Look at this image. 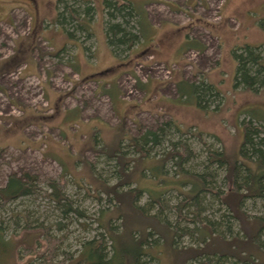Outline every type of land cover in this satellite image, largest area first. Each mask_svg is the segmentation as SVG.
<instances>
[{
    "label": "rangeland",
    "instance_id": "374dc122",
    "mask_svg": "<svg viewBox=\"0 0 264 264\" xmlns=\"http://www.w3.org/2000/svg\"><path fill=\"white\" fill-rule=\"evenodd\" d=\"M130 1L144 11L149 35L118 59L104 37L102 1L82 0L93 12L80 25L92 35L76 33L71 40L56 23V0H0V187L11 174L28 171L39 177L41 188L0 201V222L12 243L5 264L38 263L36 253L24 248L27 242L34 244L37 234L23 229L26 213L33 225L49 226L66 251L73 252L80 239L93 235L88 226L95 227L92 219L101 204L92 191L100 179L116 181L114 160L101 146L110 144L120 123L126 134L138 135L175 121L185 132L172 127L171 136L186 141L195 155L184 167L198 170L207 161V151L220 148V143L226 154L237 157L244 136L241 120L264 115V86L255 91L233 87L237 63L232 56L234 49L257 46L264 62V0ZM182 79L212 84L221 100L198 106L195 95H179L177 82ZM198 130L201 139L192 134ZM153 155L160 153L154 150ZM169 165L165 169L171 174ZM48 179L64 183L81 215L60 216L44 191ZM164 197L169 205L180 199L174 191ZM208 199L202 215L216 219L217 203ZM245 209L264 212L260 203L251 201ZM169 211L164 213L175 219ZM15 214L21 216L18 225L13 223ZM57 220L60 229L53 226ZM225 226L217 230L223 232ZM178 241L189 244L194 236Z\"/></svg>",
    "mask_w": 264,
    "mask_h": 264
},
{
    "label": "trees",
    "instance_id": "16d2710c",
    "mask_svg": "<svg viewBox=\"0 0 264 264\" xmlns=\"http://www.w3.org/2000/svg\"><path fill=\"white\" fill-rule=\"evenodd\" d=\"M100 1L108 49L118 59L123 53L126 57L132 47L147 41L149 30L144 27L148 25L150 29V25L144 11H137L130 0ZM54 8L56 23L67 39L72 40L76 33L92 35L90 28L80 25L81 19L93 12L88 2L56 0ZM232 56L237 63L233 87L241 85L255 91L258 85L264 86L259 47L245 45L234 49ZM177 91L181 96L195 95L198 106L203 108L205 103L222 98L212 84L202 79L196 83L182 79L177 82ZM120 124L110 144L101 146L107 158L114 160L116 181L107 184L95 178L101 183L92 196L101 206L92 219L95 227L88 226L94 230L91 237L80 239L73 252L66 251L60 246L61 238L51 234L49 226L38 222L33 225L35 221H30L29 213L23 216V229L37 232L34 244L24 245L36 253L37 264H264V212L245 209L247 201L264 208V115L249 114L241 120L244 136L237 157L226 154L219 137L212 135L221 146L207 151V161L198 170L184 167L195 155L186 141L171 136L172 127L175 132H185L175 121L146 128L138 135L126 134ZM200 133L198 130L192 134L200 137ZM91 141L95 143V136ZM154 150L159 157L152 156ZM166 164L172 166L171 174ZM39 180L28 171L20 176L11 174L0 187V201L6 203L40 191ZM43 182L47 198L54 202L61 217L81 215L74 200L65 193L64 183L55 179ZM170 191L180 199L169 205L164 196ZM143 197L146 202L141 201ZM208 198L217 203L213 211L216 219L202 215ZM165 209L172 211L175 219L167 217ZM20 217L15 214L13 223L18 225ZM54 222V227L62 228L61 222ZM222 223L227 225L223 232L217 230ZM5 226L1 220L0 264L6 263L12 249L10 239L4 236ZM187 234L194 236V241L179 244L178 240ZM60 254L62 257L55 259Z\"/></svg>",
    "mask_w": 264,
    "mask_h": 264
},
{
    "label": "crops",
    "instance_id": "0c3cea01",
    "mask_svg": "<svg viewBox=\"0 0 264 264\" xmlns=\"http://www.w3.org/2000/svg\"><path fill=\"white\" fill-rule=\"evenodd\" d=\"M62 33H63V31H62ZM64 34V33H63Z\"/></svg>",
    "mask_w": 264,
    "mask_h": 264
}]
</instances>
